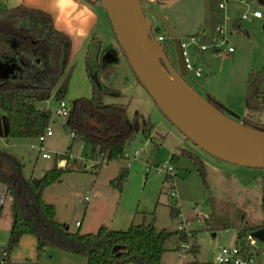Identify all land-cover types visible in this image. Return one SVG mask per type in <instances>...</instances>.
<instances>
[{"label":"rangeland","instance_id":"1","mask_svg":"<svg viewBox=\"0 0 264 264\" xmlns=\"http://www.w3.org/2000/svg\"><path fill=\"white\" fill-rule=\"evenodd\" d=\"M96 1L100 9L101 2ZM140 1L145 16L152 22L153 34L164 36L162 45L168 53L169 60L178 68L175 44L163 26L162 18L172 25L180 41L187 43L191 36L201 33L205 18L204 0ZM238 1L224 0L226 9H223L222 24L227 35L230 33V41L235 45L234 52L224 51L225 54L219 55L213 51H199L197 47L187 45L185 49L188 57L200 68L201 74L195 76L190 70L180 74L196 92L204 97L208 94L212 95L217 102L221 103L222 111L226 115L241 122L243 111H245L243 105L247 74L252 69L257 70L264 65V51L260 49V47L263 48L260 39L264 36V23L250 25L251 17L242 21L245 27L253 28V31H250L254 44L251 45L253 49H250L244 37H238L235 34L236 29H233L232 25L234 17H240L244 11L238 8ZM254 2L256 0L244 3L243 6L253 10ZM101 13L107 18L106 11H101ZM112 31L111 25V30L109 26L110 34L103 35L101 39L105 46L114 45V49L118 52L120 46ZM241 34L243 33H240V36ZM0 54L2 55V43H0ZM120 56L121 63L115 65V72L107 81L121 89L124 97L108 96L106 101L127 102L126 118L137 120L142 126L149 125L147 133L141 127L134 139L130 141L125 149L129 157L121 156L108 160L95 173L91 158L97 161L99 157L94 159L92 155H88L90 150L88 143L74 141L71 144L70 133L61 127L65 118L55 113L56 94H53L47 103L51 109L49 124L53 132L47 135L42 142L37 137L5 135L2 119L4 112L0 109V151L18 156L23 163L24 176L32 180L33 177L39 178L46 170L57 165V159L67 151L71 144L69 153L74 158H66L65 167L68 170L63 172L58 180L48 184L42 192L43 199L54 205L56 217L62 223L75 226V220L83 219V217L84 221L88 218L94 222L96 220L108 222L110 213L116 208L121 210L122 207L133 211L136 222L141 221L142 211H146L148 214L144 220L150 215L149 213H152L151 215L155 217L154 223L158 228L175 230L182 222L189 230V235L194 229H199L197 242L200 246L196 256L189 251L185 256L181 255L179 249L173 248L177 239L171 236L165 242L166 249L162 254L161 264H196L194 262L196 258L201 264H231L213 261L214 250L217 247L235 243L237 230L233 227L222 226L227 223L240 222L243 215L253 225L262 222L264 210L259 204L261 194L259 180L261 174L264 175V168L247 167L228 162L209 153L186 137L159 109L146 88L137 79L125 56L122 53ZM5 76L0 75V80ZM87 78L89 80L88 75ZM89 83L91 86L90 80ZM83 84L80 79L76 81L78 87ZM86 90V87L80 91L69 87L64 91V97L68 103H71L74 96L91 94L89 89ZM247 113L253 121L264 122V109ZM40 146L47 149L51 157H42L43 150ZM185 149L197 154L203 160L206 169L205 181L196 162L181 154ZM135 150H138L137 156H134ZM172 153L179 156L177 160H170ZM4 156L2 154V159ZM86 164L87 167H85ZM167 164L175 165V173L170 175L171 179H166L167 174L159 169ZM3 166L4 163H2V170ZM121 167L127 169V174L119 189L113 186L110 180L116 177ZM93 184L98 190V197L95 200H99V206L90 210L87 205L94 203V197L86 201L84 195L91 194ZM170 185L173 187L171 188ZM171 189L175 191L174 195L170 194ZM0 190L2 196L4 187L1 186ZM175 200L179 214L171 215L170 205ZM10 201L11 196L4 194L0 210V247H4L8 239L11 224ZM26 203V212L34 214L35 209L31 204ZM119 226L121 227L118 228H125L127 225ZM83 228L81 227L80 230H84ZM183 242L187 241H178L177 245ZM10 252L9 264H34V261L42 264H84L85 261L82 255L65 252L52 246L46 247L45 251L38 256L35 236L32 234L23 235L18 245Z\"/></svg>","mask_w":264,"mask_h":264},{"label":"trees","instance_id":"2","mask_svg":"<svg viewBox=\"0 0 264 264\" xmlns=\"http://www.w3.org/2000/svg\"><path fill=\"white\" fill-rule=\"evenodd\" d=\"M204 2L205 18L200 35L207 31L213 34L216 26L224 21L223 8L219 7L223 0ZM234 26L240 28L237 23H234ZM202 41H207V38L203 36ZM0 43L2 57L15 58L21 67L17 71V77L5 76L0 80V109L7 116L6 135L37 137L51 122V110L38 107V103L49 99L54 90L57 96H61L73 68V65H70L71 39L54 27L52 17L45 11L17 5L9 8L0 7ZM89 49L85 56V64L91 82V94L73 98L62 128L72 133L71 144L74 141H82L91 145L93 158L100 159L93 162L96 173L104 162L120 158L138 129L142 127L146 131L149 125L142 126L139 122L126 118L127 102L106 101L108 96L124 97L121 89L104 82L115 72V65L120 62L118 56L111 60H103V55L113 49L112 45L102 48L101 43L93 38ZM94 49L93 59L91 50ZM164 51L169 58L165 48ZM118 52L125 56L121 47ZM263 82V70H251L247 74L244 105L248 112L264 109V91L261 88ZM205 98L222 110L221 103L212 95L208 94ZM249 115L246 113L241 122L249 127L264 130V122L253 121ZM71 144L61 157L69 158ZM2 154L5 155L3 159ZM181 154L196 162L205 181L206 169L203 160L187 149L182 150ZM178 157L172 153L170 160L175 161ZM67 170L66 167L53 165L34 184L31 179L24 176L23 163L18 156L0 151V188L3 186L5 194L11 196V224L7 243L2 247L7 250L5 263L9 262V252L18 245L23 234L35 236L38 256L46 247L52 246L84 256L86 264H160L166 249L165 242L174 235L178 241L190 240L188 250L190 253L196 256L199 252L197 242L199 229H194L189 235V230L186 231L184 228L175 230L157 228L154 216L149 222L132 221L126 228H109L102 224L96 231L91 232L68 230L65 223L55 219L54 205L45 202L42 197L43 189L58 180ZM126 174L127 169L121 167L110 183L121 189ZM171 178L172 176L167 174L166 179ZM259 183L261 190L259 204L264 210L262 174ZM205 185L207 186L206 182ZM26 202L35 209L34 214L26 212ZM176 203L175 200L170 205L171 215L179 214ZM1 208L0 204V210ZM142 214L145 219L148 212L142 211ZM261 226H264V219L261 223L253 225L243 215L240 222L227 223L222 227L235 228L237 230L235 244L249 252L251 249L247 245L246 235ZM194 260L196 264H201L197 258Z\"/></svg>","mask_w":264,"mask_h":264},{"label":"water","instance_id":"3","mask_svg":"<svg viewBox=\"0 0 264 264\" xmlns=\"http://www.w3.org/2000/svg\"><path fill=\"white\" fill-rule=\"evenodd\" d=\"M99 1L127 61L163 114L209 153L234 164L264 168V130L232 119L184 81L179 74L187 72L181 42L168 20L162 18L175 44L178 68L154 38L140 0ZM0 68L2 74L15 78L21 67L15 58H7L0 59ZM38 179L33 177L32 182ZM251 233L264 241V226Z\"/></svg>","mask_w":264,"mask_h":264},{"label":"crops","instance_id":"4","mask_svg":"<svg viewBox=\"0 0 264 264\" xmlns=\"http://www.w3.org/2000/svg\"><path fill=\"white\" fill-rule=\"evenodd\" d=\"M249 1L253 2L255 0H239L237 2L238 8L241 10H244V8H246V7L243 6V4L247 3ZM223 3H224L223 9H226V5H225L224 0H223ZM17 5H24L26 7L37 8V9L45 11L46 13H48L52 17L54 27L57 30L63 32L64 34H66L67 36L70 37L71 42H72L70 65L72 64L73 68L69 73L68 80L66 82V87H65L64 91L67 90L69 87L73 88L74 90H78V91H80L81 89H84L86 87V89H87L86 91H88V89H89V91H90L89 93H91V86H90L89 80H88L87 75H86L87 70H86V64H85V56H86V53L88 52V50L90 51L89 45L91 44L93 38H96L101 43L102 48L109 46V45L105 46L102 42V39H101V37L103 35L110 34L109 26H110V30H111V22H110L108 16L106 18V16H103V14L101 13V11H105V10H103V8L101 6H100V9L97 7V1L96 0H0V7L9 8V7L17 6ZM253 9L254 10H260L262 12L263 17L262 18H256V17L250 16L251 21L249 22V24L250 25H253L256 23H259L260 25L263 24L264 23V0H256V2H254V4H253ZM245 20H247V19L241 20L240 17L235 16L233 19V24H232L233 29H236L235 34H237L238 37H244V39H245L244 41L249 45L250 49H253L251 45L254 44V40H253V37L251 36L252 33L250 31V30L253 31V28H251L250 26L245 27L244 25H242V21H245ZM234 23H237L240 26V28H237L236 26H234ZM224 29H225V27H224ZM112 33H113V31H112ZM240 33H243V34H241L242 36H240ZM203 34H205V35L209 34V31H207ZM225 34L229 38L230 33H229V35H227L228 33L226 32V29H225ZM260 42L263 45V48L260 47V49L262 51H264V36H262V38L260 39ZM233 46L235 47L234 44H233ZM112 47H113L112 50L107 51L103 55V60L104 61L105 60H111V59H114L116 56H118L120 61H121L120 53L114 49L115 48L114 45H112ZM93 51L94 50H92V57L94 59L95 58V52L93 53ZM115 51H116V55H115ZM223 53L225 54L226 52H216L215 54L222 55ZM231 53H233V52H231ZM252 70H254V69H252ZM257 70H263L264 71V65H262V67L258 68ZM78 79H80L84 83L83 86H81V87L76 86V81ZM104 82L109 83L107 80H104ZM263 84H264V82L261 84V88L264 91V85ZM53 94H55V90L52 93V95L50 96V98L53 97ZM245 94H246V92H245ZM89 95L90 94L78 95V96H89ZM75 97H77V96H74V98ZM59 98L65 99L64 92L61 96H57V100ZM49 99L38 103V107L50 109L47 105ZM243 107H244L243 109H245V111H243L242 116H244L248 112V109L245 107V105H243ZM2 119H3V129H4V131H6L7 116L5 113L2 114ZM135 121L138 122L137 120H135ZM62 124H63V122L61 123V127H62ZM148 129H149V126H148ZM148 129L145 131L146 133L149 131ZM70 135H71V133H70ZM135 151L137 153H135ZM135 151H134V156H137L138 150H135ZM69 155H70L69 159L74 158L71 156L70 153H69ZM88 155L89 156L92 155L91 145H90V150H89ZM91 161L94 162L92 160V158H91ZM85 167H87V164ZM174 167H175V165H174ZM92 197H94V203L87 205V208L90 210L99 206V204H98L99 200L98 199L95 200V198L98 197V190L95 187V184H93L91 186V194L89 195V199L86 201H89ZM132 213H133L132 210H129V209L125 210L122 207L121 210L116 208L115 210H113L110 213V219L108 222H101L102 220H96L94 222L88 218L84 221V217H83V219H76L75 220V222H74L75 226H70L69 224H66L65 222H63V223L66 224V227L68 230H70V231L79 230L80 232H91L94 229H95L94 231H96L97 228L102 224L106 225L109 228H118V227H121V226H119L121 224H125V225H127L126 227H128L132 221L135 222L134 216H133L134 213L133 214ZM149 214L150 215L145 220L146 222H149L150 218L153 216V215H151L152 213H149ZM56 216L57 215H56V210H55V216L54 217L57 221L61 222V220H59ZM77 220L80 221V223L78 225L76 224ZM142 220H144L143 216L141 218V221ZM136 222H140V221H136ZM83 223H84V226H83ZM81 227H84L83 228L84 230L81 231L80 230ZM23 235H25V234H23ZM23 235L21 237H23ZM175 238L177 239V236H175ZM35 240H36V238H35ZM177 242H178V239H177ZM177 242H176V245L173 246V248L177 247ZM199 246H200V244H199ZM65 252H67V251H65ZM10 253L11 252H9V262H7L5 264L10 263ZM69 253H71V252H69ZM33 263L34 264H37V263L42 264L41 262H38V261H34ZM84 264H86V258H85ZM126 264H134V263H126Z\"/></svg>","mask_w":264,"mask_h":264},{"label":"built area","instance_id":"5","mask_svg":"<svg viewBox=\"0 0 264 264\" xmlns=\"http://www.w3.org/2000/svg\"><path fill=\"white\" fill-rule=\"evenodd\" d=\"M220 8H224V3L219 4ZM250 16L256 17V18H262V12L260 10H249L247 7L244 8V11L240 15V19H248ZM154 38L158 40L161 44L164 41V36L153 34ZM206 37L207 41H202V37ZM181 42V48H182V55L185 63L186 71L190 70L193 71L195 76H199L201 74L200 68L193 62L190 61L188 57V53L186 51L187 45H192L194 47H197L199 51H216V52H234V46L231 43L230 39L225 34L224 25L222 23L218 24L213 32V34H201L197 36H191L189 38V41L187 43ZM70 111V103L66 101L64 98H59L57 100V106L55 107V113L58 116L66 117ZM52 126L50 124L46 125L44 132L37 136L39 141H43L47 135L52 134ZM72 134V133H71ZM40 149L43 151L41 152V156L44 158L51 157L50 152L47 149H44L43 146H40ZM135 153H137L135 151ZM124 157H129V154L127 151H124L122 154ZM57 165L59 167L64 168L67 163V159L65 157H59L56 161ZM163 172H165L168 175H173L172 173H175V167L173 164H167L162 165L161 168H159ZM171 188L173 185H170ZM4 194L0 195V204L3 201ZM171 195L175 194V191L171 189L170 191ZM84 199L88 200L89 195H84ZM80 223L79 220L76 221V224L78 225ZM178 228H184L186 231H188L185 228L184 223H179ZM246 242L247 245L250 247V251L246 252L241 248V246L237 244L232 245H221L217 247L214 250L213 255V261L216 263H231V264H264V241L258 239L256 236L252 235L251 231H249L246 235ZM190 247V240H187V242H183L179 245H177V249H179V253L183 256L188 252ZM7 256V250L0 248V264L5 263V257Z\"/></svg>","mask_w":264,"mask_h":264},{"label":"flooded vegetation","instance_id":"6","mask_svg":"<svg viewBox=\"0 0 264 264\" xmlns=\"http://www.w3.org/2000/svg\"><path fill=\"white\" fill-rule=\"evenodd\" d=\"M0 59H7V58H3L2 55L0 54ZM172 62V61H171ZM175 66V65H174ZM176 67V66H175ZM0 75H2V68H0Z\"/></svg>","mask_w":264,"mask_h":264}]
</instances>
